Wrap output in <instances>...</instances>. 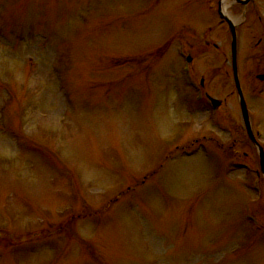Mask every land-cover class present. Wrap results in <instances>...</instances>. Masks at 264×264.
<instances>
[{"label": "rangeland", "instance_id": "374dc122", "mask_svg": "<svg viewBox=\"0 0 264 264\" xmlns=\"http://www.w3.org/2000/svg\"><path fill=\"white\" fill-rule=\"evenodd\" d=\"M222 1L0 0V264H264ZM227 5L264 148V0Z\"/></svg>", "mask_w": 264, "mask_h": 264}, {"label": "water", "instance_id": "95a60500", "mask_svg": "<svg viewBox=\"0 0 264 264\" xmlns=\"http://www.w3.org/2000/svg\"><path fill=\"white\" fill-rule=\"evenodd\" d=\"M236 1L242 5H246L250 2V0H236ZM226 2H227V0H223L220 3V15H221L222 19H224L229 24L230 32H231V36H232L233 73H234V80H235L236 88H237L238 95H239L242 117H243L245 127L247 129L248 136L253 141V143L256 145V147L258 149L259 157H260V168H261V172L264 176V149L259 144V142L257 141V139L253 133V129H252L251 121H250V116H249V110L247 107V103H246V100H245V97H244V94L242 91L240 78H239V72H238V66H237V51H238V36H237V29H236L237 24L227 14H225L226 9L228 8V5L226 4ZM189 61H191V58H189ZM259 79L264 80V75H260ZM211 101L214 104V107H217L220 105V101H218L216 99L212 98Z\"/></svg>", "mask_w": 264, "mask_h": 264}, {"label": "flooded vegetation", "instance_id": "af4514ba", "mask_svg": "<svg viewBox=\"0 0 264 264\" xmlns=\"http://www.w3.org/2000/svg\"><path fill=\"white\" fill-rule=\"evenodd\" d=\"M221 1V0H220ZM219 5H220V2H219V4H218V7H219ZM218 12H219V10H218ZM222 21H225V20H223L222 19ZM226 22V21H225ZM261 41V40H260ZM232 71H233V63H232ZM208 98H209V96H207ZM207 98V99H208ZM208 101L210 102V100L208 99ZM221 104H222V102L220 101V105L218 106V107H221Z\"/></svg>", "mask_w": 264, "mask_h": 264}]
</instances>
